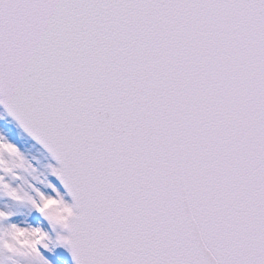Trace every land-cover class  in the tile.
Listing matches in <instances>:
<instances>
[{"label": "snow or ice", "instance_id": "obj_1", "mask_svg": "<svg viewBox=\"0 0 264 264\" xmlns=\"http://www.w3.org/2000/svg\"><path fill=\"white\" fill-rule=\"evenodd\" d=\"M0 105V264H264V0H0Z\"/></svg>", "mask_w": 264, "mask_h": 264}, {"label": "rangeland", "instance_id": "obj_2", "mask_svg": "<svg viewBox=\"0 0 264 264\" xmlns=\"http://www.w3.org/2000/svg\"><path fill=\"white\" fill-rule=\"evenodd\" d=\"M0 135L6 137L8 141L14 143L19 148L24 157L35 165L38 174L44 175L47 173L46 165L51 160V157L24 134L19 126L4 112L2 107H0ZM21 211L23 215H17L14 219L27 218L31 223L36 222L38 217L35 213H28L26 209H22ZM44 226L45 228L48 227L47 224ZM54 251L56 256L62 259L63 264H73L70 253L65 248L57 247ZM44 255L50 260L54 259V256L49 255L46 251Z\"/></svg>", "mask_w": 264, "mask_h": 264}, {"label": "water", "instance_id": "obj_3", "mask_svg": "<svg viewBox=\"0 0 264 264\" xmlns=\"http://www.w3.org/2000/svg\"><path fill=\"white\" fill-rule=\"evenodd\" d=\"M29 135V134H28ZM30 136V135H29ZM31 137V136H30ZM32 138V137H31ZM33 139V138H32ZM34 140V139H33ZM39 144V143H38ZM40 145V144H39ZM41 146V145H40Z\"/></svg>", "mask_w": 264, "mask_h": 264}]
</instances>
